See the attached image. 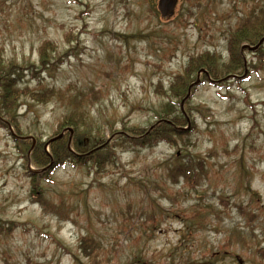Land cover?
<instances>
[{
  "label": "rangeland",
  "instance_id": "rangeland-1",
  "mask_svg": "<svg viewBox=\"0 0 264 264\" xmlns=\"http://www.w3.org/2000/svg\"><path fill=\"white\" fill-rule=\"evenodd\" d=\"M193 1L179 0L178 9ZM261 2L203 0L198 17L175 25L147 0H0V49L36 62L45 38L60 53L75 46L44 85L74 83L95 96L92 115L107 138L125 124L153 122L161 81L167 90L189 54L224 53L230 26L248 22ZM245 55L240 77L213 75L218 83L205 81L186 100L198 126L186 143L118 149L117 165L98 173L62 165V139L49 143L67 106L23 95L6 109L0 98V224L12 227L0 234V264H173L217 252L235 229L242 242L217 252V264H264V43ZM189 153L205 159L203 177L173 183L167 164ZM87 233L100 243V262L79 252Z\"/></svg>",
  "mask_w": 264,
  "mask_h": 264
},
{
  "label": "trees",
  "instance_id": "trees-1",
  "mask_svg": "<svg viewBox=\"0 0 264 264\" xmlns=\"http://www.w3.org/2000/svg\"><path fill=\"white\" fill-rule=\"evenodd\" d=\"M199 5L195 4L191 10L197 9ZM257 13L259 14H257L256 22L250 18L248 22L241 20L237 23L236 29H229L230 33L227 36L229 58L225 59V61L221 54L197 53L195 57L189 58L182 74L169 80V89L167 91H161L160 88L163 87L161 81L158 85V90L164 94V101L153 110L157 118L172 119L174 121L172 124L161 122L157 123L152 129H149L148 126H128L125 124L124 130L134 137L118 132L116 133L114 144L106 142V139L100 135L101 127L94 125L93 117L90 113L91 105L96 102L95 96L77 88L76 85L73 87V83L62 89L44 85L47 77H54L60 70L61 65L65 62L64 58L76 50V47L73 46L70 49L71 51L66 50L60 53L57 43L49 38L44 39L38 47L37 63L30 59L18 62L15 57H7L0 51V98H2V106L6 109L14 108L18 98L21 99L23 95H29L33 99L42 102H61L64 106H67L69 110L62 115L61 126L72 125L74 127L73 148L84 152H88L93 148H96V150L87 158L78 156L69 149L67 140L62 139V148L57 149L62 153V163L69 162L76 166L89 165L91 171L95 170L97 173L117 165L118 149L133 150L138 154L142 148H152L161 141L172 145L176 144L178 140L186 143L190 131L198 126L193 118L191 130L183 131L177 127L178 124H186L185 116L177 107L179 105L178 97H182L187 91L189 83L201 67H206L213 75L221 73L224 76L235 72L239 67L243 66L241 44L245 41L254 44L264 35V6ZM188 16L190 15H184L183 18ZM124 36L128 37L130 35ZM139 36L142 37L143 35L139 34ZM26 78H30V82H33L35 86L31 88L29 84H26L25 87H22L21 84L26 83ZM75 88L76 92L73 91ZM193 110L195 109L192 107L188 110L192 116L194 115ZM112 132L114 133L116 130H112ZM204 163V158H196L189 153L181 157L177 156V158L167 164L166 169L169 172L168 174L171 175L172 180H170L173 183L182 178L183 181L189 184H198L206 169ZM159 208L164 209L162 207ZM185 217L188 219L187 216ZM191 219L190 226L193 224V216ZM182 220L186 223L184 218ZM10 230H12V227L4 223L0 224V234ZM183 243L189 244L190 242L184 240ZM78 248L89 258V262L101 261L99 259L100 243L91 234L87 233L79 237Z\"/></svg>",
  "mask_w": 264,
  "mask_h": 264
},
{
  "label": "water",
  "instance_id": "water-1",
  "mask_svg": "<svg viewBox=\"0 0 264 264\" xmlns=\"http://www.w3.org/2000/svg\"><path fill=\"white\" fill-rule=\"evenodd\" d=\"M176 3V0H160V9L164 15H168L173 11V7ZM251 49H255L256 46H248ZM183 264H213L210 261H205V262H196V261H191L188 263H183Z\"/></svg>",
  "mask_w": 264,
  "mask_h": 264
}]
</instances>
